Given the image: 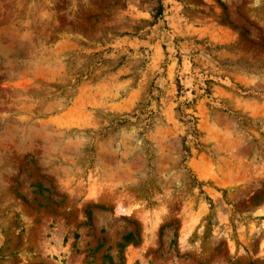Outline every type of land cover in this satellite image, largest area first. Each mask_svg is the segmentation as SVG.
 Listing matches in <instances>:
<instances>
[{
    "label": "rangeland",
    "instance_id": "rangeland-1",
    "mask_svg": "<svg viewBox=\"0 0 264 264\" xmlns=\"http://www.w3.org/2000/svg\"><path fill=\"white\" fill-rule=\"evenodd\" d=\"M0 264H264V0H0Z\"/></svg>",
    "mask_w": 264,
    "mask_h": 264
},
{
    "label": "trees",
    "instance_id": "trees-1",
    "mask_svg": "<svg viewBox=\"0 0 264 264\" xmlns=\"http://www.w3.org/2000/svg\"><path fill=\"white\" fill-rule=\"evenodd\" d=\"M162 3H161V1H158V4H157V6L155 7V14H154V18H158V17H160L161 16V12H162ZM185 151H188V149L186 148V149H184ZM134 235L130 232V233H127L124 237H123V239L126 241V242H130L131 240H132V237H133Z\"/></svg>",
    "mask_w": 264,
    "mask_h": 264
}]
</instances>
